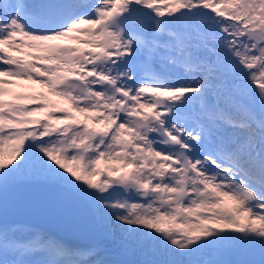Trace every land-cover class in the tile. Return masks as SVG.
<instances>
[{"label": "snow or ice", "instance_id": "6c2138e0", "mask_svg": "<svg viewBox=\"0 0 264 264\" xmlns=\"http://www.w3.org/2000/svg\"><path fill=\"white\" fill-rule=\"evenodd\" d=\"M20 184L144 264H264V0H0V264H127L9 224Z\"/></svg>", "mask_w": 264, "mask_h": 264}, {"label": "bare ground", "instance_id": "6f19581e", "mask_svg": "<svg viewBox=\"0 0 264 264\" xmlns=\"http://www.w3.org/2000/svg\"><path fill=\"white\" fill-rule=\"evenodd\" d=\"M117 234V233H116ZM113 243V242H111ZM102 249L104 250V245L101 246ZM134 250H135V253L137 252L138 250V247H134ZM197 255V254H196ZM196 255L190 257V259L194 260L195 261V257ZM122 261L121 262H127V264H131L132 262L130 261V259H133V261L135 260L134 256H133V253L132 251H130L128 248H125L123 246H120V250H119V253L117 255ZM172 259V257H170ZM185 259H188V258H185ZM144 262L142 261V264ZM139 264V262L137 263Z\"/></svg>", "mask_w": 264, "mask_h": 264}, {"label": "rangeland", "instance_id": "374dc122", "mask_svg": "<svg viewBox=\"0 0 264 264\" xmlns=\"http://www.w3.org/2000/svg\"><path fill=\"white\" fill-rule=\"evenodd\" d=\"M116 236H117V234H116ZM108 239V238H107Z\"/></svg>", "mask_w": 264, "mask_h": 264}]
</instances>
